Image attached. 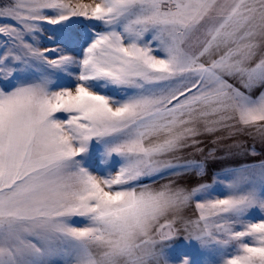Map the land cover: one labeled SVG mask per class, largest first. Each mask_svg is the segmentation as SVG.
<instances>
[{"label": "snow or ice", "instance_id": "snow-or-ice-1", "mask_svg": "<svg viewBox=\"0 0 264 264\" xmlns=\"http://www.w3.org/2000/svg\"><path fill=\"white\" fill-rule=\"evenodd\" d=\"M0 264H264V0H0Z\"/></svg>", "mask_w": 264, "mask_h": 264}, {"label": "rangeland", "instance_id": "rangeland-1", "mask_svg": "<svg viewBox=\"0 0 264 264\" xmlns=\"http://www.w3.org/2000/svg\"><path fill=\"white\" fill-rule=\"evenodd\" d=\"M246 139H250V138H246ZM257 149H259V145L257 144Z\"/></svg>", "mask_w": 264, "mask_h": 264}]
</instances>
